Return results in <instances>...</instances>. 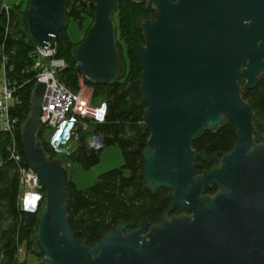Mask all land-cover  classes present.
Here are the masks:
<instances>
[{
  "label": "water",
  "instance_id": "95a60500",
  "mask_svg": "<svg viewBox=\"0 0 264 264\" xmlns=\"http://www.w3.org/2000/svg\"><path fill=\"white\" fill-rule=\"evenodd\" d=\"M81 1L94 10L71 58L86 81L108 84L123 69L112 18L116 0ZM130 1L154 9L136 20L143 34L137 47L143 129L149 132L143 188L171 189L167 211L187 213H165L156 224L120 220L94 244L78 240L66 217L68 165L47 158L35 140L45 89L36 83L21 142L43 188L31 233L43 264H264V133L254 127L240 84L251 89L264 75V0ZM65 5L28 1L26 30L39 48L52 46L66 28ZM226 124L235 137L228 152L218 157L193 147L204 132ZM198 159L212 166L198 172ZM205 186L217 190L207 194Z\"/></svg>",
  "mask_w": 264,
  "mask_h": 264
},
{
  "label": "trees",
  "instance_id": "16d2710c",
  "mask_svg": "<svg viewBox=\"0 0 264 264\" xmlns=\"http://www.w3.org/2000/svg\"><path fill=\"white\" fill-rule=\"evenodd\" d=\"M2 2L0 0V57L3 55L6 58L7 78L14 87V101L10 110L17 120L15 136L20 153L23 154L21 131L31 110V95L36 84V71L32 66L36 45L26 30V9H21L22 4L17 3L7 6L6 11L1 8ZM93 10L94 5L88 2L66 0L67 20L74 19L80 26L85 27V31L89 24L86 23V18L92 19ZM153 13L152 5L146 1L136 4L130 0H116V10L112 18L116 14L117 20L114 21L117 27V44L122 60L121 43L125 46L128 68L125 70L123 62L119 77L104 85L91 84L82 77V81L93 89V95L101 96L106 110L100 122L88 117H78L76 127L81 123L90 125L92 135L101 138V146L88 147L89 131L80 128L74 151L66 155L89 167L98 163L104 147L113 145L120 149L123 157L120 166L100 173L96 181L84 189L76 188L68 177L66 217L75 237L78 240L84 239L86 244H94L120 220L137 223L147 218L151 223H158L171 201L170 190L166 188L161 187L155 193L143 188L142 152L148 145L149 132L143 129L146 107L139 92L141 68L137 55V47L143 41V34L137 28L136 20L140 16L148 17ZM74 42L64 28L58 32L53 43L54 56L62 58L66 63L64 68L57 71V79L71 89L79 87L80 76L71 58ZM241 96L254 112V127L264 133V76H260L256 86L251 89L242 85ZM130 127L136 128L133 132H127ZM49 132L45 125L38 124L37 142L45 156L53 159L58 153L49 147L48 141L45 144L43 138V134ZM234 142V128L226 124L215 133L204 132L192 145L197 151L221 154L230 150ZM6 148L5 136L0 142V264H26V259L20 262L17 258L22 242L26 243L27 249L35 247L36 254H30L39 264H43L42 256L31 238L37 211L27 212L19 207L16 164L9 157ZM215 190V187H205L207 194H213Z\"/></svg>",
  "mask_w": 264,
  "mask_h": 264
},
{
  "label": "built area",
  "instance_id": "2783aa9c",
  "mask_svg": "<svg viewBox=\"0 0 264 264\" xmlns=\"http://www.w3.org/2000/svg\"><path fill=\"white\" fill-rule=\"evenodd\" d=\"M1 8L8 10L2 3ZM55 48L50 46L43 50L36 46L33 68L36 83L44 84V93L39 112V124L49 129V147L59 152L69 142L76 127L79 116H87L95 121H102L106 105L104 102L96 107H90V93L85 85L77 91H72L57 79L56 72L65 67L62 58L54 56ZM6 58L0 57V142L6 136L7 153L16 164L19 180V207L27 212L38 211L43 199V188L34 170L27 165L20 153L15 128L17 120L11 115L14 101V87L11 86L6 74ZM54 139H56L55 142ZM91 144H97V139H91ZM90 144V143H89ZM97 148V147H95ZM2 158L0 156V165Z\"/></svg>",
  "mask_w": 264,
  "mask_h": 264
},
{
  "label": "rangeland",
  "instance_id": "374dc122",
  "mask_svg": "<svg viewBox=\"0 0 264 264\" xmlns=\"http://www.w3.org/2000/svg\"><path fill=\"white\" fill-rule=\"evenodd\" d=\"M2 1H3L2 3L6 6H13L17 3H20L22 4L21 9H26L29 0H2ZM113 19L115 21L117 20L116 14L113 15ZM90 20L92 21V19L86 18V23L87 22L89 23L88 27L91 23ZM86 23H85V26H86ZM65 31L68 37L70 38V40L75 41L73 45L74 47L82 40V37L84 36L86 32L84 26H80L74 19H71V18L67 20ZM121 46H122L124 67H125V70H127L128 65H129L128 56L126 54L125 46L123 45V43H121ZM56 75H57V72H56ZM81 85L87 86L88 89L90 90L89 95H90V107L91 108L96 107L103 102L101 96L93 95V89H91V86H89L88 84H85L82 81V76L80 75L79 76V87ZM79 87H77L76 89H71V88L69 89H71L72 91H77ZM79 117L83 118V116H79ZM80 128L85 129L86 131H89L88 136H87V145H89V143L91 144L92 142L91 139L94 137V135H92L91 133V126L88 125L87 123H84V124L81 123V125L75 128L76 130L74 129V132L71 135L69 142L64 146V148L61 149L59 152H56L58 153V156H56L55 158H58L61 161H64L68 165V175L70 177V180L75 185V187L78 189H84L92 185L96 181L100 173L106 170H109L111 168L120 166L123 163V157H122V153L120 149L117 146L111 145V146L104 147L101 150L100 159L98 163L94 164L93 166L86 167L80 160L73 161L70 155L67 156L66 154L72 153L74 151L75 146H76V141H77V135L79 133ZM134 128L136 127L128 128L127 132H131L132 130H135ZM37 135L38 134L36 133V136H35L36 141H39V138L37 137ZM43 138L46 144V141H48L49 139V134L48 133L43 134ZM94 146L98 147V144L94 143ZM31 252L36 254L35 247L34 249H31V248L27 249L26 243L22 242L19 246L18 253H17L18 260L22 262L26 259V264H39L37 259L32 254H30ZM42 261H43V258H42Z\"/></svg>",
  "mask_w": 264,
  "mask_h": 264
},
{
  "label": "flooded vegetation",
  "instance_id": "af4514ba",
  "mask_svg": "<svg viewBox=\"0 0 264 264\" xmlns=\"http://www.w3.org/2000/svg\"><path fill=\"white\" fill-rule=\"evenodd\" d=\"M261 76H264V75H261ZM240 84H241V86L243 85L244 86V81L243 80H241L240 81ZM204 151V150H203ZM229 151V150H228ZM228 151H226V152H228ZM213 153H216L217 154V156L218 157H220L223 153H221V154H219V153H217V152H213ZM225 153V152H224ZM208 154V153H207ZM209 154H212V153H209ZM197 162L199 163V165H198V167H197V170H198V172H201L202 170H204V169H209L211 166H212V164H209V163H207V162H205V161H202V160H200V159H198L197 160ZM206 187V186H205ZM215 187V186H214ZM161 188V187H160ZM213 188V187H212ZM216 188V187H215ZM159 189V188H158ZM157 189V190H158ZM167 189V188H166ZM168 190H170V193H171V189H168ZM216 190H217V188H216ZM216 190L213 192V194L216 192ZM212 195V194H211ZM171 202V201H170ZM170 205V204H169ZM169 207V206H168ZM168 207H167V209H168ZM167 209L165 210V212L163 213V215L165 214V213H167V215L168 216H171V215H178V214H185V213H187L182 207H177V208H175V209H173L172 211H167ZM162 215V216H163ZM162 218V217H161ZM161 220V219H160ZM136 223V222H135ZM138 223V222H137ZM151 224H156V223H151Z\"/></svg>",
  "mask_w": 264,
  "mask_h": 264
}]
</instances>
